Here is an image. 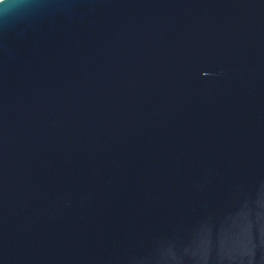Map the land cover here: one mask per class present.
Segmentation results:
<instances>
[{"label": "water", "instance_id": "water-1", "mask_svg": "<svg viewBox=\"0 0 264 264\" xmlns=\"http://www.w3.org/2000/svg\"><path fill=\"white\" fill-rule=\"evenodd\" d=\"M0 264H264V0H0Z\"/></svg>", "mask_w": 264, "mask_h": 264}]
</instances>
